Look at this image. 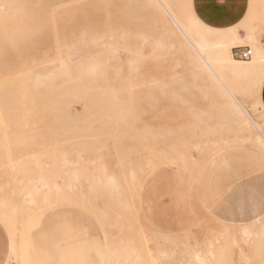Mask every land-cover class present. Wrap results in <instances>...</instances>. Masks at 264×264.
<instances>
[{
  "label": "rangeland",
  "instance_id": "374dc122",
  "mask_svg": "<svg viewBox=\"0 0 264 264\" xmlns=\"http://www.w3.org/2000/svg\"><path fill=\"white\" fill-rule=\"evenodd\" d=\"M81 1L83 0H0V67H9L6 69L9 73L8 78L0 79V81L10 84L12 97L19 100V106L39 108H46L50 104L26 101L42 98L41 94H44V90L58 89L59 85L63 83L81 84L79 91L95 92L99 90L102 93L100 98L106 95L109 84H113L117 89V83H124L123 87L125 88L128 86L126 83H129L133 89V93L128 95L131 98L127 100L128 96L123 95L126 102L121 97L122 103H120H125L128 107L132 105L133 108H125L123 105L121 107V109L131 110L128 113L123 111L130 117L127 116V118L126 114L124 116L120 110L121 116L112 112L114 117L112 114H108L109 117L105 115L103 120L104 117L97 119L91 112L81 122L87 121V118H96L95 126L91 129L95 131L94 134L85 133L82 135L78 133L82 136L80 139V136L75 133L77 135L75 138L78 143H80L78 139L82 140L86 137L84 139L88 138L87 142L91 143V140H95L96 144H100L96 146L93 142L96 148L86 144L91 148L94 147L92 152L96 155H92L95 159L88 160L97 162L98 164L91 162L94 166L96 165V168L100 161L106 162V164L102 162L103 166L105 164L106 168L109 167L106 173H115L116 189L121 187L118 175L116 176L118 173L121 175L123 180L121 181L124 182L125 188L128 185L125 180L128 182L129 179H132L133 184L130 189L127 187L129 191H126L124 187H121L118 193L114 190L118 198L122 197L121 195L125 197V199L124 197L117 198L115 201L114 197L110 196L113 190L110 191L109 187L103 189L100 194L104 187L102 181L105 178H97L98 181L102 180L101 182L97 181L98 183L95 182L98 186L101 183L100 191L98 187V191L93 188L94 193L96 189L93 196L97 200L93 201L97 207L92 206L91 196H84L83 199L77 198L75 201H55L43 207H39L33 202H27L29 206L26 221L23 220V215H20L23 210L16 214L10 213L12 211L9 213L8 211L0 212V228L9 243L6 264H197V259L194 261L193 251L200 253L198 256L202 255L206 258L207 256L202 254V250L205 252L206 247L207 251L211 249L210 252L213 247L212 252L215 254L220 251L218 255L212 254L213 257H210L211 254H207L208 260L217 257L218 264H264V234L261 232V226H264V161L260 158L259 150L248 141L227 138L230 134L225 132L222 127H218L219 129L210 133L209 129L215 123L216 116L220 123L229 121L226 113L220 109V99L215 93L206 100L189 93L184 95L188 103L196 105L206 112L201 116L202 123L200 122L195 130L193 125L190 126L193 118L187 105L173 99L169 82V75L177 62L179 64L176 66L177 70L184 76L188 75L189 69L185 57L177 47L170 45L167 33L154 13L153 7L146 0ZM169 1L172 9L183 19H186L194 31L203 34L209 40L218 36H227L232 30H239L241 32L253 31L261 41H264V0H220L223 5L235 6L238 14L232 20L218 21L214 24L207 22H210L209 19L230 15L229 9L217 3L211 4L206 0ZM94 37L98 38L95 43L97 45L90 44L89 46L88 43H91V38ZM78 41L84 44H79ZM153 45L157 47L158 58L150 62L139 61L138 69L132 70L128 65V59L137 58L139 51L149 50ZM82 46L84 47L82 48ZM238 46H248L252 49L253 55L252 46L247 43L245 45L233 44L231 47V54L236 60L249 61L250 58L241 59L233 55L234 48ZM58 50L67 54L68 69H63L62 66L56 64ZM111 52H115V56L118 57L117 65L119 67L101 64L92 71L77 67L82 62L81 59H86L88 55L99 53V57L102 59L105 56L109 57ZM24 57L27 58L26 65L31 68L21 72L17 71L15 68L18 66V59L23 60ZM241 82L249 83L250 79L244 78L241 79ZM23 83L28 85L25 87L21 85ZM61 97L60 94H57L50 99L57 101ZM83 97L81 94H75V99ZM86 97L99 98L96 95ZM248 98H250L249 101L261 99L260 91L252 90L251 96ZM84 105L75 104V111L82 109ZM52 106H59V103L56 102ZM75 111L74 113H78ZM133 111L136 114H133ZM18 113L30 116L59 114V112L45 110ZM250 113L255 117L253 112L250 111ZM120 117H125V121L129 122L130 126H126L127 123L122 122ZM111 118L115 121L118 119L122 123L119 124ZM111 122L116 125L115 129H112L114 125ZM105 125L112 130L108 129L107 132V126L106 130L104 129ZM145 125L148 128L145 127L144 130L149 129L147 131L149 135L146 136L141 134ZM121 126L126 132L122 130ZM103 129L106 131L105 133H103ZM121 131L128 132L130 135L127 133V137L123 132L121 136ZM110 135L116 141L110 140ZM138 135H142V137L140 138ZM56 136L57 134L46 133L45 130L0 132V207L5 205L12 208L18 191L21 188L23 190L25 185L34 180L30 178V170L42 160L48 161L46 167L48 178L61 183V178L56 176L58 167L52 162V151L55 152L57 143L51 144L46 140V137ZM102 136L105 137V140ZM157 136L158 139L155 138ZM223 137L228 139L227 142L222 141ZM117 138L122 139L120 140L122 142H118ZM89 139L90 141H88ZM212 140L214 142H211ZM84 141L82 140V142ZM81 143L78 145L75 142V146L76 144L79 146L78 150L76 146L75 154L80 152L79 154L83 158L85 153L82 154V152H85L83 148L86 146L84 145L86 141L83 147ZM112 143L117 146H113ZM118 144L124 146L118 147ZM130 144L131 146H129ZM101 145H103L102 148ZM127 146L135 149L129 150L128 148V152L127 148H124L125 150L122 151L126 156L124 154L122 157L123 152L121 154L118 152L121 151V147ZM116 147L120 148L119 151L117 149L118 152L115 151ZM176 149L178 150L177 154L173 151ZM104 150H107L108 153ZM130 151H134L133 154ZM178 154L181 155L179 158L184 157L185 164L176 157ZM191 155L195 158L190 162L188 158ZM163 156L164 158H162ZM173 156L175 157L173 158ZM121 157L124 162L118 160ZM127 157L130 158V161ZM210 159L214 161L209 163ZM139 161L141 168L143 167L141 171L139 165L136 166ZM143 161L148 165L143 166ZM107 163H110L111 166ZM121 163L125 164L126 169L123 168V170L126 175H122L125 173L121 172V168L124 167L121 166ZM132 166L136 170L134 174L132 173L133 177L136 175L135 180L133 177L130 178L128 173ZM137 167H139L138 170ZM96 168L93 167L90 172ZM93 173L96 174V171ZM93 173L91 175L88 173L87 177H93ZM84 177L86 178V176ZM83 178L77 182H86V179L82 180ZM93 178L89 179L92 186L94 185L93 180L96 179ZM104 191L107 192L108 198L107 195H104ZM126 192L128 193L126 194ZM97 193L98 195H96ZM37 195L34 198L38 201L40 194L37 193ZM131 195L134 196V200ZM231 196H236V213L233 216L235 227L228 225L224 228L219 219L212 218L211 214H216L222 199L231 206L232 203L229 199ZM89 198L91 204L88 207ZM30 203L34 206H31ZM109 203L112 204V208ZM101 208H105L104 211ZM122 212L123 214H121ZM104 213L111 214L108 215L110 218H107ZM13 217H22L20 219L23 220L22 223L19 224L20 221H15L17 224L14 226ZM97 218L100 219L99 222ZM111 219H114L118 226L113 222L114 220H112V224ZM121 219L125 221L118 222ZM251 226L254 227L253 230ZM219 229V233L222 231V234L228 236L227 238L230 237L228 239L230 246L228 242V245L225 243L226 236L222 241L224 235H220L222 239H219V242H216L218 239L214 240L210 237L211 233V236L216 235L215 238H219L218 233L216 234ZM243 229L249 230V234L244 233ZM228 230H232L230 234H228ZM232 234L236 237L233 238ZM232 238L235 241H231ZM204 239L206 243L203 242ZM210 239L216 243H212ZM216 244L218 247L225 245L226 248L231 247L232 251L228 250L224 253L222 251H225L226 248L220 250L221 247L218 248ZM192 247L194 249H191ZM0 249H5V245L0 244ZM126 249L132 250L127 257ZM179 252L181 255L177 254ZM136 254H139L140 257H133ZM219 255L220 257H218Z\"/></svg>",
  "mask_w": 264,
  "mask_h": 264
},
{
  "label": "bare ground",
  "instance_id": "6f19581e",
  "mask_svg": "<svg viewBox=\"0 0 264 264\" xmlns=\"http://www.w3.org/2000/svg\"><path fill=\"white\" fill-rule=\"evenodd\" d=\"M83 1H81V2H83ZM100 1H102V0H100ZM146 1L148 4H150L153 7L154 13L157 15L158 20H160L164 31L167 33L170 45L177 47V49L185 57L186 64H187L188 69H189L188 75L184 76L183 74H181L177 70L176 66H179V64L177 62L175 64V68H173V71L169 75V80H170L169 82L171 85L170 92H171V96L173 97V99H175L176 101L185 103L187 105V109H188L189 113L191 114V117L193 118V122H192V124H190V126L193 125L194 130H195V128L199 125V123L202 120L201 116L206 112H203L198 106L193 105L191 103H188V101L184 98V95L186 93H189V94L195 95L196 97H198L202 100H206L207 98H210L213 95V93H215V94H217V96L220 99V109L226 113V117L228 118L229 121H228V123H226L227 121L220 123L219 119L216 116L215 123L209 129V130H211L210 133H213L218 127L219 128L222 127V129L224 128L225 132L230 134L229 136H227V138L229 137L231 139L245 140V141L250 142L254 146H256V148L259 150L260 158L264 161V105H263L261 99L249 101L250 98H248L249 96H251L252 90L257 89V91L258 90L260 91V88H261L263 81H264V43H258L257 42L255 33L253 31L241 32L239 30H232V32H230V34L227 36H218L212 40H209L203 34L197 33L196 31H194L191 24L188 23V21L186 19H183L177 12H175L172 9V6H171L169 0H146ZM91 40H92V41H90L91 43H88L89 46H90V44L94 45L97 42L98 38L94 37V38H91ZM78 42H80V41H78ZM111 43H113V42H111ZM247 43L252 46V48L254 50V54L251 55L249 61L236 60L231 54V47L233 46V44L245 45ZM79 44H82V43L80 42ZM95 45H97V44H95ZM57 47H58V45H57ZM83 47L84 46H82V48ZM113 47H114V45H113ZM111 49L114 50L113 48H111ZM141 49H142V47H141ZM114 53L111 52L109 57L105 56L102 59L99 57V53L98 54H92L91 56L88 55V56H86V59H81L82 62L80 64L78 63L79 66H77V67L78 68H85L86 70H89V71H92L94 68H97L101 64L102 65H108L110 67H115V66L119 67V65H117V62H118L117 58L118 57L115 56ZM138 55L139 56L137 58L128 59V65L131 66L132 70H134V71L138 69V62L139 61L150 62V61H153L156 58H158L157 47H156V45H153V47H151V49H149V50L146 49V51H139ZM18 60H19L18 66L15 68L17 71L21 72L22 70H25L27 68H31V67H28L26 65L27 58L24 57L23 60H20V59H18ZM56 60H57L56 64L62 66L63 69L69 68V66L67 64V61H69V59H67V54L65 52H61L60 50H58L56 53ZM7 68H9V67H0V79L5 80L8 78L9 73H7V71H6ZM3 71H5V72L3 73ZM244 78L250 79V82L249 83H242L241 79H244ZM65 79L67 80V77ZM129 82H130V80H129ZM21 85L26 87L28 84L23 83ZM116 85H117V89L114 88L113 84H109L107 86L106 95H104L103 98H100V95H102V93L99 90L95 91V92L79 91V88L82 86L81 84L63 83V84L59 85L58 89L44 90L43 91L44 94H41L42 98H37V99H32L30 101H26L28 103L48 102V104H50L46 108H39V107L19 106V100L12 97L13 95H12V92L10 89V84L3 82V81L2 82L0 81V132L1 133H8L11 131L22 132V131L31 129V130H45L46 133L57 134L56 137H46V140L48 143H51V144L57 143V146L55 148V152L52 151V155H53L52 162H53V165H56L58 167L57 168L58 173L56 176H59L61 178V183L55 181V179L50 180L48 178L49 175L47 173L48 171L46 168L48 166V161L42 160L41 162H37L36 167H32V169L30 170V173H29L30 178L34 179L35 181L32 180L33 182H29L30 183V184L28 183L29 185L28 184L25 185L23 187V190H21L22 189L21 188L18 191V193L16 194V198H15L16 201L13 203L12 208L5 206V205H1L0 212H7L8 211V213H9L10 211H12L10 213L16 214V213H21V210H23L24 214L22 213L20 215H23V220L26 221L27 209L29 206V205H27V202H33V204H35L39 207H43V206L50 204L52 202H55V201H60V200L61 201H75V200H77V198L83 199L84 196H87V197L91 196L92 197L91 201H93V200H97V199H95L93 194L96 193L97 187L99 188V191H100V189L102 188V185L104 187L102 188V191L100 192V194L103 192V189H105L106 187L107 188L109 187L110 191L113 190V192H111L112 195H110V196L114 197V200L115 199L117 200L118 196H117L116 192L118 193L119 189H121V187L122 188L124 187V184H123L124 182L122 183L123 180L121 178L120 173L116 174V176L118 175L117 178H118L119 184H121V187H119V189L118 188L116 189L117 186H116V181H115V173H106L107 170L109 169L108 166H107L108 169L105 167L106 162L100 161V163H99V165L101 164L100 167L98 165V167L96 168V165L95 166L93 165L94 161H89L90 159L91 160L95 159L94 156H96V155H95V153L92 152V150L94 149V147L96 148V146H99L100 144L99 143L96 144L95 140L90 141V139L88 141H90L91 143H89V142H87L88 138L86 140L84 139L86 137H84L82 139L83 141L84 140L86 141V143L84 144L85 141L82 142V140H80L82 136L78 135V133L82 134V135L85 133L86 134H94L95 131H93L91 129L95 126L94 124L96 122L94 120L96 118L97 119L99 117L102 118L105 115L108 116V114L110 115V114H112V112L118 113L117 115H119V116L122 115V114L120 115L121 111L122 112L125 111L126 113L131 112L130 109H129L130 111H128L127 109H124V108H122L124 110L121 109L122 105L125 108L126 107L131 108L132 105L130 104L131 106L128 107V105H126L125 103L121 104L122 100L120 98L123 97V95L124 96L131 95L133 93L132 86L129 85V83H126V85H128L126 88L123 87V86H125L124 83H117ZM57 94H60L62 96L59 100L55 101V100L50 99L51 97H53L54 95H57ZM75 94L76 95L81 94L84 97L79 98V99H75ZM93 95L99 96V98H87L86 97V96H93ZM130 98L128 96V99L127 98L126 99L129 100ZM123 99L125 100L124 97H123ZM56 102L59 103V106H52V104H54ZM125 102H126V100H125ZM75 104H85V105L83 106L82 109H77L75 111ZM127 104H128V102H127ZM31 110H45V111H49V112H59V114L46 115V116H30V115H21L18 113V112H22V111H31ZM74 111L78 112V113H74ZM119 111H120V113H119ZM250 111L255 114V117L251 115ZM91 112L94 113V116L96 118L95 119L93 117L87 118V121L85 120V121L81 122V120L83 118H85L86 115H90ZM125 112H123L124 116L126 114ZM133 114H136V113L133 111ZM129 115H130V113H129ZM107 116H106V119H108V117H109V116L108 117ZM112 116H113V114H112ZM127 116H128V114H126V117ZM128 117H130V116H128ZM134 117H135V115H134ZM120 118L122 119V122H126L125 117L124 118L120 117ZM133 118H131V119L134 120ZM102 119L104 120L105 117ZM111 119H113V118H111ZM121 119H119V120H121ZM123 119H124V121H123ZM99 120H101V119H99ZM116 121L119 124L122 123V122L118 121V119ZM98 122H100V121H98ZM209 122H210V120H209ZM111 123H113V122H111ZM111 123H109V125L112 128V125H114V123L112 125H111ZM126 123H127V125H126ZM126 123H125V125L128 126L129 122H126ZM123 124H122V126L124 127ZM107 125L104 126V129ZM132 125L135 126V124H132ZM115 126L116 125H114L112 129H115L114 128ZM122 126H121L122 130L125 131V129H123ZM145 127H146V129L148 128L147 125H145L143 127V131H145L144 130ZM85 128H87V130H84ZM111 128L109 129V127L107 126L106 127L107 132H108V129H109V131H111L112 130ZM104 129H103V131H104ZM116 129L119 130L118 128H116ZM126 129H128V128H126ZM152 130H153V128H152ZM90 131L93 133H91ZM99 131H101V130H99ZM124 131H121V134H120L121 136H122ZM143 131H141L142 132L141 134L144 136H146L149 133V132L147 133V131H149V129L146 130L145 132H143ZM105 132L106 131H104L103 133H105ZM75 133L78 136H80V139H78V140L80 141V143L82 142L81 143L82 147L86 144H88L90 146L91 145L94 146V143L96 144V146H94L93 148H91L90 146H87V145H86L87 147L84 146L85 148H83V149L85 150V152L83 150H82L83 152L81 151L82 154L85 153L84 154L85 157H83V158H81L82 155L79 154L80 152L77 155L75 154L76 153V150H75L76 146H77V144L78 145L80 144V143H78V141H76L77 139L75 138V136H77V135ZM127 133H125L126 135L125 134L124 135L125 136H127L128 134L130 135V133H128V134ZM111 135L109 137L110 140L114 139L111 137ZM115 135H118V134H115ZM142 135L141 136L138 135V136L141 138ZM121 136H120V138H121ZM87 137H89V136H87ZM90 137H92V136H90ZM102 137L104 138L103 140H105V137L104 136H102ZM149 137H151V136H149ZM151 138H153V137H151ZM155 138L158 139L159 137L157 136ZM227 138L223 137L222 141L227 142V140H228ZM100 139H101V137H100ZM114 140L116 141V139H114ZM120 140H122V139H120ZM120 140L117 138L118 142ZM138 140H140V139H138ZM146 140H148V139H146ZM213 140L211 142H214ZM207 141H209V140H207ZM75 142H77L76 146H75ZM120 142H122V141H120ZM103 145H106V144H103ZM103 145H101L100 147L102 148ZM113 146H117V145L113 144ZM120 146H124V145H119L118 147H120ZM129 146H131V144ZM78 147L79 146H77V150H78ZM100 147H97V148L99 149ZM202 147H200V148H202ZM106 148H107V146H106ZM121 148H122L121 151H119L120 148L116 147L115 151H117V149H118L119 152L118 151L117 152L119 154H121L123 152L122 150H125L127 148V151H128L129 147L127 146V147H121ZM130 149L131 148H129V150ZM133 149H135V148H132L131 150H133ZM185 149L187 150L186 147H185ZM57 150H58V152H57ZM186 150H184V151H186ZM104 151L107 152V150H104ZM134 151H132V152H134ZM173 151L175 152V154H177L176 152H178L177 149H176V151L175 150H173ZM179 151H181V150H179ZM132 152L130 151V153H132ZM136 152H137V149H136ZM141 152L143 153V151H141ZM102 153H103V151H102ZM118 153L115 152V154H117V156H119ZM180 153H182V151ZM122 154H123L122 155V157H123L125 153L123 152ZM127 154H129V153H127ZM92 155H94V156H92ZM155 155H156V153H155ZM125 156H126V154H125ZM167 156H170V155H167ZM92 157H94V158H92ZM122 157H121V159L118 158V160L119 161L122 160L124 162V159H122ZM174 157L175 156H173V158ZM176 157L179 158V157H181V155L178 154V156L176 155ZM191 157H193V156L191 155ZM191 157L188 158L190 160V162L192 161V159L194 161V158H195V157H193V158H191ZM128 158L129 157H127V159ZM162 158H164V156ZM183 158L184 157L179 158V159L181 160V163L185 164V162H184L185 159L183 160ZM86 160H87V162H86ZM128 160L130 161V158ZM213 161H214L213 159H210L209 163H211ZM89 162H90V165H89ZM91 162H93V163H91ZM102 162L105 163L104 166H103ZM128 162H126V163L128 164ZM137 162H135V163H137ZM96 163H94V164H96ZM146 163H144V161H143V166L148 165V163L147 164ZM195 163L197 164V162H195ZM107 164H109V166H111L113 164V162L111 163V165H110V163H107ZM130 164L131 163H129V165ZM91 165H93V166H91ZM124 165H125L124 163H121V166H124ZM135 165H134V167H135ZM138 165H139L140 171H141L143 167L141 168L140 161L136 166H138ZM197 165H199V163ZM93 167L96 168V170L94 169V171H93V172L96 171V174H94L93 172H90L93 169ZM112 167H110V168L114 169ZM139 167H137L136 169L138 170ZM194 167H195V165H194ZM123 168H125V166L121 168L122 169L121 172L125 173ZM111 171H113V170H111ZM134 171H136V170L133 168V166L131 167V169L129 168L128 173L130 175L129 176L130 178L133 177V174L135 173ZM88 173H90V175H91V173H93L94 178L91 177L93 179H95V178L97 179L100 177H101V179H102V177L105 178V179H103V181H105V183H103V181L101 180L102 185H101V183H99L100 185L98 186L95 182H97L99 179H97V180L95 179V180H93L94 185L92 186V184L89 180L91 178L87 177V175H89ZM122 175H126V173L122 174ZM84 176H86V178ZM123 177L127 178L126 176H123ZM135 177H136V175L133 177V180H135L134 179ZM80 178H83L82 180L86 179V182H79L78 183L77 181L80 180ZM101 181H98V182H101ZM130 182H131V184L129 185ZM125 183H127L129 185V186L126 185L129 189L131 188L130 186L133 184L132 179H129L128 182H127V180H125ZM117 185H118V183H117ZM127 187L126 188L124 187V188L126 189V191H129V189H127ZM137 187H138V184H137ZM93 188H96L95 193H94ZM114 190L116 192H114ZM97 191H98V189H97ZM37 193L40 194V198L38 201L36 200V198H34V197H36ZM104 193H105L104 195H107V192L104 191ZM127 193L128 192H126V194ZM96 195H98V193ZM99 196L101 198V195H99ZM121 196L124 197V195H121ZM37 197H38V195H37ZM122 197H120L118 199H122ZM107 198H108V195H107ZM132 198L134 200V196H132ZM124 199H125V197H124ZM89 200H90V198L87 201L88 207L91 204L89 202ZM100 200L102 202V199H100ZM107 200L109 202V199H107ZM200 202H201V200H200ZM113 203H114V201H113ZM30 205L34 206L31 203H30ZM96 205H95V201H93L92 206H96ZM111 205L112 204H110V206ZM123 205H125V204H123ZM132 205H134V203ZM111 208H112V206H111ZM113 208H115V207H113ZM37 209H39V208H37ZM101 209H103V208H101ZM104 209L102 211H104ZM115 209L117 210V208H115ZM121 210H123V209H121ZM135 210H136V212H138L137 209H135ZM31 212H30V214H31ZM121 214H123V212ZM105 215L107 216V218H110L108 215H111V214L108 213V215H107V213H106ZM136 215H137V213H136ZM28 216H29V214H28ZM21 218L22 217L14 218V222L20 221L19 224H21L22 223L21 221H23V220H20ZM212 218H213V215H212ZM136 219H139V218H136ZM99 220L100 219H98V222H99ZM112 220H114V219L110 220V222L112 224H113V222H115L116 225L118 224L115 220L113 222H112ZM130 220H132V219H130ZM130 220H127V221H130ZM258 220H259V218H258ZM104 221H102V222H104ZM123 221H125V220L121 219V221H118V222H123ZM219 222L224 228L227 227L228 225L234 226L233 223H229V222L227 223V222H224L221 220H219ZM15 224H17V222L14 223V226H15ZM259 224H260V222H259ZM128 225H129V223H128ZM224 228H221V229H224ZM251 228H252V226H251ZM253 228H252V230H253ZM229 229H232V228L229 227ZM210 230H211V228H210ZM219 231H220V229L218 230V232H216V234L218 233L217 234L218 236L224 235V234H222L223 233L222 231H221V233H219ZM230 231H232V230H228V234H230ZM214 232H215V230H214ZM243 232L249 234L250 231L247 229H243ZM261 232L264 234V226L263 225L261 226ZM233 234H235L234 231H233ZM233 234H232V237L233 238L236 237V236H233ZM209 235H210V237L214 238V240L218 239V241H216V242H219V239H222L221 236L219 238H215L216 235L211 236L212 235L211 233ZM225 236H226V234L223 236L222 241L227 239L225 241V243H227V242L229 243L230 240H228V239H230V237L227 238L228 236H226V238L224 239ZM233 238L231 239V241L232 240L235 241V239H233ZM163 240H165V239H163ZM167 240L169 241L170 239H167ZM210 240H212V243H216V242H213V239H210ZM203 242L206 243L205 239L203 240ZM194 243H196V242H194ZM208 243L210 245L209 240H208ZM225 243H223V244H225ZM228 243L226 245H228ZM196 245H197V243H196ZM226 245L223 247L219 246V247H221L220 250H222L223 248H226ZM200 246H201V243H200ZM216 246H217V244H216ZM229 246H230V243H229ZM211 248L213 251L214 248L213 247H211ZM228 248L229 247H227L225 249V251L223 250L222 252L226 253L228 250L232 251L231 247L229 249ZM191 249H194V248L192 247ZM205 249H206L205 252H204V250H202L203 251L202 254L203 255L205 254L207 256L206 257L207 259L202 255L198 256V254H200V253H198V252L195 253V251L192 250L194 253V261L197 259L196 260V262H198L197 264H200V263L201 264H214V263L218 264L219 259L216 256H215L216 259L212 258V260H208L209 254H211L210 257L211 256L213 257L212 254L216 255L217 253L215 254L212 251L210 252L209 250H211V249H208L209 253H207L208 252L207 247ZM125 252H126V257H127L129 254H131L132 250L126 249ZM173 253H174V255L176 254L175 249H174ZM153 254H155V252H153ZM177 254L179 255L180 252ZM183 254H185V253H183ZM218 254H220V251L218 252ZM195 255H196V257H195ZM221 255H222V253H221ZM133 257L139 258L140 256H139V254H136ZM218 257H220V255ZM182 258H183V256H182ZM187 258H188V256H187ZM187 263H189V262H187Z\"/></svg>",
  "mask_w": 264,
  "mask_h": 264
},
{
  "label": "crops",
  "instance_id": "0c3cea01",
  "mask_svg": "<svg viewBox=\"0 0 264 264\" xmlns=\"http://www.w3.org/2000/svg\"><path fill=\"white\" fill-rule=\"evenodd\" d=\"M206 1H208V2L210 1L211 4L217 3L218 5L223 6L224 8H227L230 11V15H227L223 18L209 19L210 22H207L209 24H214L218 21L232 20L235 18V15L238 14V11L235 9V6L223 5L220 2V0H206ZM259 6H260V4H259ZM222 29H225V28H222ZM256 39L258 42L264 43V41H261L257 36H256ZM260 97H261V101L264 105V81H263V84H262L261 89H260ZM228 167H225V168L228 169ZM229 199L231 200V203H232L231 206H229L227 203H225L224 199H222L221 203L219 204V206L216 210V214H211V215H213V217H217L221 221H224L227 223L228 222L233 223V216L236 213V208H235L236 196H231ZM0 244L5 245V249H0V264H6L7 258H8V253H9V243H8V240H7L6 236L4 235L3 231L1 230V228H0ZM4 255H6V256L3 257Z\"/></svg>",
  "mask_w": 264,
  "mask_h": 264
},
{
  "label": "built area",
  "instance_id": "2783aa9c",
  "mask_svg": "<svg viewBox=\"0 0 264 264\" xmlns=\"http://www.w3.org/2000/svg\"><path fill=\"white\" fill-rule=\"evenodd\" d=\"M233 55L241 59H248L252 55V49L248 46H238L234 48Z\"/></svg>",
  "mask_w": 264,
  "mask_h": 264
}]
</instances>
